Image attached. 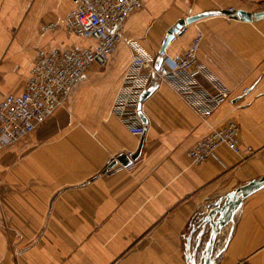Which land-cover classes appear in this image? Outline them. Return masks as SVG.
<instances>
[{"label": "crops", "instance_id": "0c3cea01", "mask_svg": "<svg viewBox=\"0 0 264 264\" xmlns=\"http://www.w3.org/2000/svg\"><path fill=\"white\" fill-rule=\"evenodd\" d=\"M142 1L107 64L91 67L64 108L0 152V264H189L209 210L264 175V18L222 15L187 25L165 54H183L202 32L198 61L229 89L230 100L202 120L173 86L159 84L141 104L140 156L104 173L119 155L134 154L141 140L113 114L132 62L129 43L158 55L179 19L262 12L264 3ZM72 8L73 0H0V101L24 91L39 50L97 46L65 29ZM49 22L59 29L44 32ZM228 120L241 128L243 155L220 147L192 165L188 150ZM209 235L207 227L197 260ZM214 257V264H264V188L244 199L233 224L219 233Z\"/></svg>", "mask_w": 264, "mask_h": 264}, {"label": "built area", "instance_id": "2783aa9c", "mask_svg": "<svg viewBox=\"0 0 264 264\" xmlns=\"http://www.w3.org/2000/svg\"><path fill=\"white\" fill-rule=\"evenodd\" d=\"M143 8L142 0H73V8L65 19L67 31L82 38L97 41L93 49L39 50L20 95L9 94L0 101V152L23 139L64 108L75 84L93 66L104 67L117 43L127 18ZM232 10V9H230ZM264 11V3L261 6ZM59 29L57 22L43 24L44 32ZM203 39L199 32L190 47L181 55L162 57L146 52L137 42H130L132 62L123 79L113 107V114L129 132L142 137L140 98L153 84L166 82L202 120L210 117L230 100V91L208 73L198 61ZM207 83V85L204 83ZM249 90L244 89L243 94ZM241 128L228 120L214 128L187 152L192 165H200L226 147L243 155L240 144ZM133 154L129 153L128 157ZM239 264H248L242 261Z\"/></svg>", "mask_w": 264, "mask_h": 264}, {"label": "water", "instance_id": "95a60500", "mask_svg": "<svg viewBox=\"0 0 264 264\" xmlns=\"http://www.w3.org/2000/svg\"><path fill=\"white\" fill-rule=\"evenodd\" d=\"M219 15L243 22H255L264 18V11L251 13L243 10H219L204 12L189 16L187 18L179 19L176 24L170 28L162 43L157 56L155 64L156 67H159L160 63L162 62V57L165 54L169 44L174 40L175 36L181 35L185 31V27L187 25L206 17ZM157 87L158 84H153L150 88H148V90L142 93L140 98V109L141 104L157 89ZM141 117L146 129V121L142 115ZM143 145L144 136L141 137L139 147L131 157H128L124 154L119 155L115 160L108 164L107 168L104 170V173L115 166L118 162L124 167H129L132 162L140 156ZM262 188H264V175L261 178L249 182L248 184L241 186L233 192L227 194L209 210L208 214L202 220V230L198 235L197 246L192 251L191 256L188 257L189 264H214V245L217 236L224 227L229 224H233L234 215L236 214L244 199L261 190ZM207 227L210 228V235L197 260V253L200 249L202 238Z\"/></svg>", "mask_w": 264, "mask_h": 264}]
</instances>
